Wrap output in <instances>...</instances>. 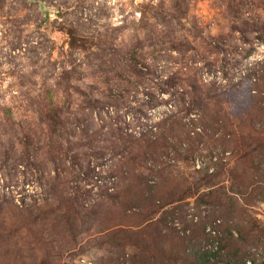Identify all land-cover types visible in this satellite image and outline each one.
<instances>
[{"label": "rangeland", "instance_id": "1", "mask_svg": "<svg viewBox=\"0 0 264 264\" xmlns=\"http://www.w3.org/2000/svg\"><path fill=\"white\" fill-rule=\"evenodd\" d=\"M263 70L264 0H0V264L264 263ZM165 121L194 160L161 140L130 162ZM152 168L189 197L144 201Z\"/></svg>", "mask_w": 264, "mask_h": 264}, {"label": "trees", "instance_id": "2", "mask_svg": "<svg viewBox=\"0 0 264 264\" xmlns=\"http://www.w3.org/2000/svg\"><path fill=\"white\" fill-rule=\"evenodd\" d=\"M257 30H259V28H256ZM256 30V31H257ZM255 31V30H254ZM225 43H223V41H219V40H215L214 43H210L211 48L215 51V53H219L220 50H222L225 45ZM251 79L254 80L256 83H262L264 82V70L259 73H254L251 74ZM195 92H200L198 90H195ZM215 97L220 98V96L218 94H215ZM262 104H264V102L262 101ZM259 123L261 127H264V116H262L261 118H259ZM196 126H200L196 125ZM204 127V126H203ZM156 128V129H154ZM180 130L182 131V134L179 132ZM166 131H171L175 134V138H171L170 142L168 140V137L166 136V134H164ZM140 136L137 137L135 136L134 138L131 136H128V138L130 137V139H128V147L126 148V156L127 159L132 162V163H136L137 161H141V159L146 158L147 157V153H143V154H134L137 153V151H140L144 145H146L147 147H158V143L159 141L163 140L164 144H166V142H168V144H176L178 148H176L175 153H176V157H174L175 159L182 157L184 160H194L195 157V153L197 151H199V142H197L196 139H194L193 137L190 136L189 133V128L187 127V125L185 123H175V122H163L160 126H152V128L150 130H147L145 132H141L139 134ZM175 142V143H174ZM177 142V143H176ZM143 145V146H140ZM167 144V146H168ZM155 153H151V155H153ZM156 155V154H155ZM137 171L139 173L138 176L143 177L144 173L143 170H141L140 168L134 170V172ZM149 174L146 177L147 183L145 184L144 188H143V199L144 201H154V205L158 204L159 206H162L166 203H163L164 199H168L169 197L171 198V200H168L167 202H171V201H175L178 202L182 199H184L185 197H189L186 196V194H182V192L180 191H176L174 193H168V194H163V187H162V176L161 173L159 171L156 170V168H152L149 170ZM133 172V173H134ZM132 173V174H133ZM101 179L106 182L108 178H112V175H114V173H112L108 178L102 175V172L100 173ZM114 177V176H113ZM216 176L215 175H206L204 180H210V179H215ZM109 180V179H108ZM238 189H241L240 187ZM236 189L235 191H239L240 190ZM217 193L214 191L209 192L208 194L204 195L203 197H207V198H217ZM236 194V193H234ZM202 197V198H203ZM201 198V200H202ZM221 200L215 201V202H209L207 201L208 204H213V205H218L221 203ZM236 201L237 205L239 207L238 201L237 199H233L231 197L227 198V202H233ZM142 202V201H141ZM143 203V202H142ZM167 205V204H166ZM234 208L232 205H228L229 209ZM148 221L151 222L150 219H148ZM214 222V220L210 221H205V223L202 225V228H200V231H192L189 235H185L182 240L184 241V243L188 244L189 246H198L201 245L203 242H211L212 240H215V237H212L211 235L207 234L205 231L207 230V228L209 227L210 224H212ZM149 223V222H148ZM151 223H154L153 221ZM152 225V224H151ZM150 225V226H151ZM154 225V224H153ZM217 228H223L222 226L218 225L216 226ZM240 236L243 238V235L241 233H239ZM164 237V236H162ZM260 239H264V235H259ZM217 239H221V243H223L226 240H231V239H236L233 233V229L232 228H225L224 231L221 233V236H217ZM230 263L227 264H242L239 260H238V256L237 258H233L232 260H230ZM187 264H191V261L187 262ZM196 264H219L217 262H211L210 260L207 259L205 253L202 254L201 256L197 257L196 260ZM264 264V263H262Z\"/></svg>", "mask_w": 264, "mask_h": 264}]
</instances>
